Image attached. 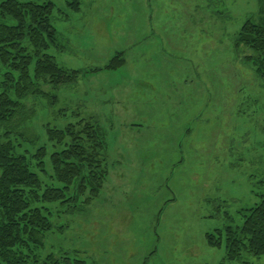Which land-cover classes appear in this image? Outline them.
Returning <instances> with one entry per match:
<instances>
[{
    "label": "rangeland",
    "instance_id": "374dc122",
    "mask_svg": "<svg viewBox=\"0 0 264 264\" xmlns=\"http://www.w3.org/2000/svg\"><path fill=\"white\" fill-rule=\"evenodd\" d=\"M52 1L59 44L49 52L89 72L56 104L37 99L25 135H40L50 153L62 146L47 127L94 117L109 175L91 201L41 203L53 229L29 264L51 254L78 264H264L231 261L207 240L242 224L264 192V78L237 46L247 19L264 23V0H81L79 12ZM122 51L125 62L105 68Z\"/></svg>",
    "mask_w": 264,
    "mask_h": 264
},
{
    "label": "trees",
    "instance_id": "16d2710c",
    "mask_svg": "<svg viewBox=\"0 0 264 264\" xmlns=\"http://www.w3.org/2000/svg\"><path fill=\"white\" fill-rule=\"evenodd\" d=\"M67 4L73 11L81 9V0H67ZM54 10L52 0H0V264L37 262L36 251L53 229L52 213L41 203H64L82 196L91 201L109 175L108 142L94 117L64 128L47 127L48 141L62 146L50 153L40 135H25L26 123L36 115L37 99L48 98L50 105L56 104L58 90L76 84L89 72L66 68L49 52L59 44ZM237 46L249 50L248 60L254 61L257 74L264 78V23L247 19L238 32ZM124 54L118 52L105 68L117 69L125 62ZM50 179L54 183L44 182ZM242 212V224L207 233L208 243L224 246L231 261L245 254L264 256V192L260 202ZM74 262L80 263L68 255L55 258L51 254L43 264Z\"/></svg>",
    "mask_w": 264,
    "mask_h": 264
}]
</instances>
